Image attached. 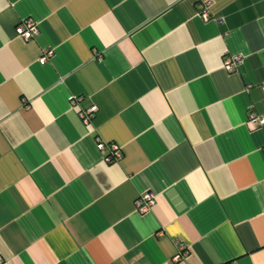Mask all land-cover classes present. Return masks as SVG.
<instances>
[{"label":"crops","instance_id":"0c3cea01","mask_svg":"<svg viewBox=\"0 0 264 264\" xmlns=\"http://www.w3.org/2000/svg\"><path fill=\"white\" fill-rule=\"evenodd\" d=\"M198 1L0 0V262L264 264V0Z\"/></svg>","mask_w":264,"mask_h":264},{"label":"built area","instance_id":"2783aa9c","mask_svg":"<svg viewBox=\"0 0 264 264\" xmlns=\"http://www.w3.org/2000/svg\"><path fill=\"white\" fill-rule=\"evenodd\" d=\"M198 12L199 15L204 19L208 20L210 18L211 7L213 5V0H199L198 1ZM39 26L34 20H25L17 27L18 37L24 41H30L35 39L39 35ZM53 56V52H46L43 58L41 59V63L45 64L49 58ZM245 59L242 56H234L227 58L224 61L223 67L228 72H235L237 68L244 63ZM97 111V106H92L87 110H84L80 113L82 121L85 125H88L92 117ZM249 126L252 128H256L258 126L264 125V115L256 116L252 114L248 120ZM99 147L102 150L110 149V155L107 157L108 161L119 160L122 156L121 148L117 144H112L108 148L105 143L100 142ZM156 203L155 195L147 192L142 194L135 200V207L140 212H148ZM184 246H182V249ZM178 260L182 258V254L180 253L177 257ZM0 264H6L0 262Z\"/></svg>","mask_w":264,"mask_h":264}]
</instances>
